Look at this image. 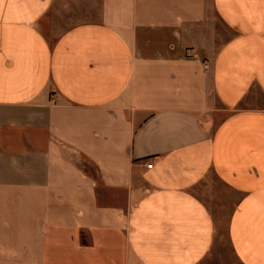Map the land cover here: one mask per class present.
Segmentation results:
<instances>
[{
	"label": "crops",
	"instance_id": "crops-1",
	"mask_svg": "<svg viewBox=\"0 0 264 264\" xmlns=\"http://www.w3.org/2000/svg\"><path fill=\"white\" fill-rule=\"evenodd\" d=\"M0 264H264V0H0Z\"/></svg>",
	"mask_w": 264,
	"mask_h": 264
},
{
	"label": "rangeland",
	"instance_id": "rangeland-1",
	"mask_svg": "<svg viewBox=\"0 0 264 264\" xmlns=\"http://www.w3.org/2000/svg\"><path fill=\"white\" fill-rule=\"evenodd\" d=\"M70 23L69 18L62 19L49 16L45 21H40L39 26L47 38L53 40L56 35L62 32L61 28L67 27ZM52 98H54V94H51V99Z\"/></svg>",
	"mask_w": 264,
	"mask_h": 264
},
{
	"label": "built area",
	"instance_id": "built-area-1",
	"mask_svg": "<svg viewBox=\"0 0 264 264\" xmlns=\"http://www.w3.org/2000/svg\"><path fill=\"white\" fill-rule=\"evenodd\" d=\"M146 167H147L148 169H151V168H152V163H148V164H146Z\"/></svg>",
	"mask_w": 264,
	"mask_h": 264
}]
</instances>
